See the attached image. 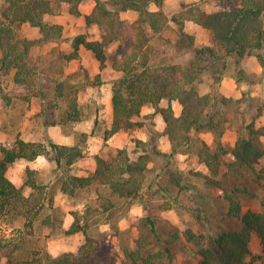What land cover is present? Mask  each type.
<instances>
[{
  "label": "trees",
  "instance_id": "obj_1",
  "mask_svg": "<svg viewBox=\"0 0 264 264\" xmlns=\"http://www.w3.org/2000/svg\"><path fill=\"white\" fill-rule=\"evenodd\" d=\"M81 1L0 0V71L5 74L14 71L13 82L17 86H33L37 73V62L31 64L33 47L42 42L60 40L63 34L62 26L44 21V15L61 13L65 2L71 4L72 13H79L77 8ZM95 1L93 12L86 16V23L99 26L100 40L88 41L84 35H78L73 38L74 49L64 57L66 60L77 58L78 49L83 44L95 53L103 67L107 47L116 41L120 42L113 56V67L121 71L122 76L114 80L112 85L113 120L111 127L104 132V139L107 140L119 131L143 127L144 122L137 118L141 116L143 106L151 104L164 119L165 129L162 133L168 136L174 151L184 140L187 144L198 143L197 155L210 172L209 175H200L208 184L222 188L221 180L216 178L222 171V165L225 174L254 169L264 158V124L257 127L251 122L239 134L233 147L225 146L222 137L226 130L223 109L226 98L219 90L213 94H200L196 83L205 68L201 62L208 60V57L209 63L223 61L225 69L228 57L235 56L236 63L240 64L243 58L254 56L264 68V0H221L228 7L213 13L203 10L197 4L183 3L182 8L171 16L163 10L164 0ZM151 4L158 6V9L152 10ZM128 10L137 13L134 21L122 19L121 13ZM186 21H193L210 30L212 45L194 47L192 36L184 31ZM25 22L37 26L42 37L37 40L21 37L18 26ZM171 22L178 25L180 40L188 39L187 47L193 49V58L187 63H166L150 57L148 53L153 35L168 28ZM206 54L208 57L204 58ZM58 94L65 97L66 102L63 120L81 121L84 112L78 95L68 97L62 88ZM0 96L7 100L3 92H0ZM163 99L169 100L166 107L161 106ZM175 100L182 105L178 116L171 105ZM49 123L44 120L45 126ZM203 131L214 134L215 147L198 137L190 136L191 132ZM136 141L137 144L142 143ZM39 155L46 156L49 162L56 164L55 169L60 172L57 178L59 190L62 193L75 196L81 190L95 187L99 206L107 212L115 207L116 199L129 200L140 195L146 181L149 152L144 149L137 159H132L126 148H119L115 158L110 161L96 155L95 172L89 176H77L71 172L72 165L85 155L83 148L78 145L58 144L49 135L45 142L26 141L17 136L13 147L0 143V222L23 219L20 229H13L10 234L0 236V264H100L97 257L99 244L89 235L87 225L80 223L82 219L77 213L73 214L74 222L68 233L82 232L85 242L76 253L64 252L52 256L46 250L30 246L29 237L34 234L35 223L41 213L45 208H54V194L58 187L38 182L34 170L27 168L24 185L29 186L32 192L26 195L23 187L15 185L6 172L16 159L33 160ZM175 182L179 183L180 179L176 177ZM243 191L248 193L246 189ZM224 194L230 202L229 215L239 217L242 227L239 230L222 231L208 245L202 243L205 238L203 234L197 235L190 229L185 230L183 235L187 241L199 246L201 259L196 264H264V211L242 212L234 192L226 191ZM262 205L264 208V201ZM139 225L143 232L135 240V249H126V256L131 264H140V261L155 264L161 254L150 252L146 245L152 241L145 231L154 232L156 221L147 215L139 220ZM256 236L262 245L259 254L254 253L250 247ZM167 250L170 251V248ZM144 252L147 256L143 255Z\"/></svg>",
  "mask_w": 264,
  "mask_h": 264
},
{
  "label": "rangeland",
  "instance_id": "obj_2",
  "mask_svg": "<svg viewBox=\"0 0 264 264\" xmlns=\"http://www.w3.org/2000/svg\"><path fill=\"white\" fill-rule=\"evenodd\" d=\"M181 3L197 4L210 13L228 7L221 0H182ZM179 4V0H167V14L171 16L175 13L174 10ZM187 22L184 31L192 36L194 47L212 45L210 30L193 21ZM180 38L178 25L171 22L168 28L153 35L148 46L150 57L159 58L166 63L189 62L193 58V49L187 47L188 39L181 41ZM110 48L107 47L106 52L113 57L112 52L115 48L108 52ZM34 54L31 56V64L37 62V73L33 86L29 88L17 86L11 73L5 74L4 71H0V92L7 96V100L1 99L0 96L3 105L1 130L4 132V140H0V143L13 147L17 136L22 137L23 134L29 137L34 135L35 131L38 135L43 119V123L47 120L50 124L59 126L64 133H69L76 145L83 148L86 157H92L95 161L96 155L109 161L114 159L116 149L109 147L104 141V132L108 127L104 109L97 107L95 102H91L87 107L82 105L85 120L90 121L88 132L76 129L79 122H65L63 120V112L66 109L65 97L59 95L58 90L64 89L68 97L78 95L74 83L77 78L72 75L64 76L66 63L64 60L57 61L56 56L60 55L57 50L46 56L40 54V51H35ZM207 55H204V58L208 57ZM64 56L65 54L63 59ZM236 59L235 56L228 57L224 69L223 61L209 63L208 57V60L201 62L205 68L196 83V89L200 94H213L215 90L221 92L220 87L225 76L232 77L237 83L236 89L233 85H226L224 88L227 93L224 89L222 92L225 95L220 93L226 98L223 109L226 118L227 147L244 132L246 125L253 122L258 127L264 121V69H259V65L254 61L248 62V57L243 58L240 64L236 63ZM245 68L250 71H246ZM31 70L36 71L33 68ZM246 83L251 86L249 89L244 85ZM242 85L245 88L241 87ZM156 126L157 123L151 116L145 119L143 127L126 132L130 142L123 148L127 149L132 159H137L144 149L150 155L146 181L140 195L129 200L116 199L115 207L106 212L99 206L95 187L81 190L75 196H61L59 205L57 194L53 202V205L56 202L55 207L45 208L40 219L36 221L35 232L29 237L30 246L46 250L52 256L64 252L76 253L85 242V235L82 232L68 233L71 221L68 220L67 212L72 216L77 213L82 219L80 223L83 226L87 225L89 235L99 244L97 257L100 264H131L126 256V249H135V240L143 232L139 220L148 215L156 221V227L154 232L145 231L152 241L146 246L150 248L152 254H161L160 260H155V264H196L201 259L199 246L187 241L183 235L185 230L190 229L193 232L195 230L198 232L197 235L203 234L205 238L202 243L208 245L222 231L241 229V219L228 213L230 202L224 193L234 192L241 204L242 212L254 206L260 208L264 201V158L254 169H245L235 174H225L222 167L216 178L221 180L222 188L226 191L212 193L213 205L205 201L199 204L200 199H197L199 202L195 204L196 198L193 194H185L176 184H208L200 175L204 172L197 157L198 143L187 144L184 140L179 148L168 152L169 138ZM212 134L208 131L191 132L190 136L210 141L212 147H215V136ZM140 137H145L146 140ZM42 139H45L44 136ZM136 140L142 143L137 144ZM90 147H93L91 154ZM153 149L162 153H157ZM76 167V165L73 167L74 171ZM59 174L54 164H48L36 171L35 178L43 184L55 180V187H59L57 179L60 177ZM176 177L180 179L179 183L175 182ZM245 189L251 194L244 192ZM205 211L209 217L204 216ZM22 225L23 219L2 221L0 236L10 234L13 229H20ZM250 247L256 254L262 252L261 241L258 243L254 241L253 247L250 243ZM167 248H170V251ZM143 255L147 256V253L144 252ZM140 264L146 263L140 261Z\"/></svg>",
  "mask_w": 264,
  "mask_h": 264
},
{
  "label": "crops",
  "instance_id": "obj_3",
  "mask_svg": "<svg viewBox=\"0 0 264 264\" xmlns=\"http://www.w3.org/2000/svg\"><path fill=\"white\" fill-rule=\"evenodd\" d=\"M181 1L182 0H179L180 4H179V7L176 10H174L175 12L179 11L182 8L183 3H181ZM95 5H96L95 0H82L77 8L79 13H72L71 4L68 2H65L63 4L61 13L45 14L44 21L51 23V24H58L62 26V29H63L62 39L56 40V41H46V42L37 44L36 46L33 47L31 56L35 55L34 54L35 51H40V54L46 56L50 52L57 50V52L60 54L56 56L57 61L60 60L61 62V60H64V62L66 63L65 69H64L65 70L64 76L68 77L72 75L73 77L77 78V81L74 83H75L76 91L78 92V99L81 103V106L84 105V107H87L91 102H95L97 104V107L104 109L105 116H106V123L108 125L107 129H109L111 127L112 120H113L112 85H113L114 80L122 76V72L119 70H116L113 67V62H114L113 57L110 56L106 52L107 58L105 61V65L101 67V61L98 60L95 53L91 49H88L83 44H81L78 49L79 55L77 58H73L70 60H66L62 58L63 54H68L74 49L73 43H72L73 38L78 35H84L88 41L100 40L101 30L99 26L96 23H92L90 25L86 23V16L90 15L93 12ZM166 8H167V0H164L163 10L167 13L168 10H166ZM151 9L157 10L158 6H156L155 4H151ZM121 17L122 19L134 21L137 18V13L133 10H128V11L122 12ZM18 31L21 37L28 38L30 40H37L42 37V33L40 29L37 26H33L32 24L28 22L20 24L18 26ZM113 44L114 46H112ZM119 44H120L119 41L112 43L110 46H108V48L111 47L108 50V52L113 51L112 48L114 47L115 50L112 52L114 55ZM1 56H2V53L0 50V59H1ZM247 57H248V62L254 61V63L259 65V69L261 70L264 69L260 65L256 57L254 56H247ZM35 59L38 61L41 60L37 58ZM245 70L248 72L250 71L247 68H245ZM10 73L13 76L14 71H11ZM96 77H98V79H96ZM226 85H233L235 89L237 88V83L235 79H233L232 77L225 76L223 78L222 86L220 87L221 92L224 89V92L227 93V91L225 90L226 88H224V86L226 87ZM244 85H246V87L248 86L247 89L251 87L247 83ZM241 87L245 88V86L243 85ZM1 99H0V140L2 141L4 140V132H2L1 130V124H2L1 111L3 108ZM168 104H169L168 99H163L161 101L162 107H166ZM171 105L174 109L175 115L177 116L180 115L182 111V105L179 103V101L177 100L172 101ZM151 116L154 117V120L157 123V126H156L157 129L159 131H163L165 129L164 119L160 113L155 112V108L151 104H146L145 106H143L142 111H141V116L138 117V119L143 118V120L142 119L141 120L144 122L146 118L151 117ZM42 120H41L40 128L38 131V135H37V132L35 131L34 135H30L29 137H27L26 135L23 136V134H22V137L21 136L20 137L26 141L45 142L47 135H49L58 144L68 145V146L76 145V143L73 140V137L69 133H64L59 126H56V124L53 125L49 123L48 126H45ZM78 122H79L78 124L79 126L78 128L76 127V129H80V131H84V132L89 131V128L87 127L90 124V121L85 120V114H84L83 119ZM263 124H264V121L259 126ZM126 132L127 131H119L104 141L106 142V144H108L109 147H114L117 151L119 148H123L124 145L130 142V140H128L127 138L128 134ZM208 133L212 134L211 132H208ZM42 136H44L45 139H42ZM238 137L239 136H237L234 142L230 144V147H233L235 145ZM140 138L143 140H146L145 137H140ZM226 139L227 138H226V132H225L222 137V142L224 145L226 143ZM206 142L210 146H212L210 141L206 140ZM167 146H168L167 148L168 152L173 151V147H172L170 140H168ZM89 149H90V154L93 153L92 152L93 147H90ZM48 164H54V167H56V164L54 162H49L46 156L44 155H39L33 160H29L25 158H18L12 164H10L6 172V175L15 185H17L18 187H23L24 193L26 195H29L32 192V189L29 186L24 185L25 178H26V173H25L26 169L30 168L34 170V172L36 173V171H38L39 169L41 170L42 168L46 167ZM75 165L77 167H76V170L74 171L73 167ZM200 165H201L200 167L201 170L204 172L202 174L209 175L210 172L208 170V167L203 162H201ZM96 167H97V162L92 157H89V156L86 157L84 155L83 158L79 159L72 165L71 172L73 174H76L77 176H89L95 172ZM222 167H223V170L225 171V167L223 165ZM54 183H55V180H51L48 184H54ZM178 187L181 190H183L185 194L189 195L190 193H192L193 196L196 198V200H194L195 204H197L196 202H199V201H200L199 204L202 201H205L206 203H210V205H213L214 203L212 201L213 199L212 193H216V191L218 192L220 191L221 193L223 192V189L221 187L217 188L210 184H179ZM222 187H223V184H222ZM57 194H58L57 197H58V205H59L60 203L59 199L61 198V196H64L66 194L62 193L59 190V187H58V190L55 192L54 198ZM248 194H251V193L248 191ZM197 199L198 200L200 199V200L197 201ZM55 203L53 207H55ZM258 203H261V201L260 202L258 201ZM245 208L246 207H244V209ZM250 209H252V211L254 212H263L262 203H261L260 208H257V206H254V207H251ZM70 215L71 214L67 212L68 220L71 221L69 225H72V223L74 222V215L73 216L71 215V219H69ZM208 215H209L208 212L205 211L204 216L209 217ZM78 233H74V234H78ZM194 233L198 234V232L195 230H194ZM254 241L258 243V241H260V238L256 236L252 239L251 241L252 247H253Z\"/></svg>",
  "mask_w": 264,
  "mask_h": 264
}]
</instances>
